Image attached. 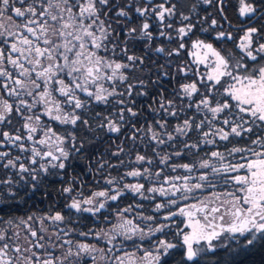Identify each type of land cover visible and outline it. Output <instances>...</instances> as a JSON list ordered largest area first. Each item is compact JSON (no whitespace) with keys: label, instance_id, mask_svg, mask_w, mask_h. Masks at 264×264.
Instances as JSON below:
<instances>
[{"label":"snow or ice","instance_id":"obj_1","mask_svg":"<svg viewBox=\"0 0 264 264\" xmlns=\"http://www.w3.org/2000/svg\"><path fill=\"white\" fill-rule=\"evenodd\" d=\"M0 264H264V0H0Z\"/></svg>","mask_w":264,"mask_h":264},{"label":"flooded vegetation","instance_id":"obj_2","mask_svg":"<svg viewBox=\"0 0 264 264\" xmlns=\"http://www.w3.org/2000/svg\"><path fill=\"white\" fill-rule=\"evenodd\" d=\"M46 208H47V203L46 202L45 203H41L39 200H37L35 207H32V204L30 202L29 205H27L25 207V209L22 210L21 213H18V214H21V215L27 214L28 211H42V210H44ZM101 226H103V225H101Z\"/></svg>","mask_w":264,"mask_h":264}]
</instances>
